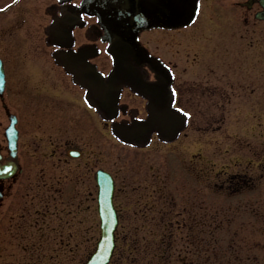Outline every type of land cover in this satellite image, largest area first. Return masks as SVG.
<instances>
[{
    "label": "flooded vegetation",
    "instance_id": "1",
    "mask_svg": "<svg viewBox=\"0 0 264 264\" xmlns=\"http://www.w3.org/2000/svg\"><path fill=\"white\" fill-rule=\"evenodd\" d=\"M82 2L0 0V79L4 81V90L0 91V264H68L71 242L81 243L86 234L83 216L87 210L92 212L95 241L100 236L95 177L103 168L100 157L104 128L111 132L113 122H104L102 113L86 103L84 91L57 90L56 81L66 85L72 81L54 58L56 50H66L72 45L79 51L87 35L96 38L99 34L96 22L89 23L87 28L81 12ZM207 2L212 12L217 4L225 2L227 6L226 10H221L222 14H213L208 19L207 29L212 32H235L237 23L251 31L256 27L262 29L264 25V0ZM72 30L75 35L80 34V37L75 36L73 44ZM9 50H16L13 58L7 57ZM19 51H24V58ZM28 51L42 58H26ZM82 57L76 54L65 62L77 72L83 67ZM31 70L34 75L30 74ZM55 72L62 74L56 81ZM144 79L152 84L150 87L160 89L154 91L156 100L124 90L116 122L148 121L153 114L160 121L156 128L161 135L156 131L151 134L154 125L138 126L140 141L127 144L141 145L146 137L148 144L129 146L136 152L120 160L111 172L119 224L110 264H126L123 243L134 233L145 241L156 242L157 263L170 264L177 259L170 252L173 244L186 237L192 242L198 226L197 193L193 191L198 184L197 173H190L191 189L184 186L181 190L183 178L177 171L170 172L172 192L169 194L173 195L167 198L165 176H161V171L152 170L149 152L161 151L163 138L167 136H162L166 118L175 119L172 107L196 114L200 84L177 80L174 85L173 82L168 84L167 79L157 83L150 72L145 73ZM210 86L212 93H219V86ZM93 98L96 99L97 94L94 93ZM194 121L193 116L190 125L197 133L199 129ZM127 135L131 138L132 129ZM5 168L8 171H4ZM127 172L129 176L125 175ZM88 178L94 183L88 192L89 205L78 197L85 193ZM245 178L228 174L223 189H241L247 184ZM72 182L79 184L80 192L74 194L76 198L70 193ZM175 195L181 199L179 203L176 197L172 198Z\"/></svg>",
    "mask_w": 264,
    "mask_h": 264
},
{
    "label": "rangeland",
    "instance_id": "2",
    "mask_svg": "<svg viewBox=\"0 0 264 264\" xmlns=\"http://www.w3.org/2000/svg\"><path fill=\"white\" fill-rule=\"evenodd\" d=\"M207 5L209 6L202 0L192 29L188 28L180 34L175 32L167 37L161 32L141 36L143 43L149 42L157 49L159 47L156 45H164L165 41L171 44L177 38L182 42V51L174 50L167 44L166 47L172 50L168 52L167 48L162 47L164 50L161 55L172 62L178 61L183 71L188 65L193 69L191 77L200 84L198 109L193 114L199 129L197 145L194 131H188V139L179 141L178 147L167 145L162 146L160 152H149L152 170H156V173L161 171V176H165L167 198L173 195L169 194L172 192L170 172L177 171L178 176L183 178L181 190L184 186L191 189V172L198 175V184L193 188L197 193L198 213L195 238L191 242L186 237L173 244L170 252L177 259L170 264H264V25L262 29L256 27V30L251 31L237 23L235 26L243 34V38H240L241 34L237 31L236 35H206L204 32L209 31L207 28L210 24L208 19L213 14H222L223 8L227 9L225 2L215 5L214 12ZM243 44L250 45L251 48H246ZM222 49L230 50V62L232 55L235 56L234 62L229 63L224 57L217 58L208 54L216 52L222 56ZM247 49H251L248 52L252 56H247ZM15 51L9 50L7 57H13ZM28 55L25 56L32 58V51ZM243 60L244 70L234 71L231 64H242ZM199 65L204 68L201 70ZM211 68H216V72L212 73ZM198 69V73L195 72ZM230 72L231 75L228 76ZM196 73L197 76L194 77ZM183 77L186 78V75ZM210 84L219 85V93H212L211 88L208 89ZM188 89L190 91V87ZM133 152L136 151L103 135L100 164L114 172L119 161L132 156ZM172 159L175 168L171 166ZM217 171L248 173L256 178V184H252L255 187L230 196L223 190L224 179L218 178L221 175H212L214 178L211 176V173ZM129 174L125 173L126 176ZM93 186V179H86L85 193L78 196L87 205L91 204L88 192ZM71 187V196L76 198L74 194L80 192L79 184L72 182ZM175 197L176 203H179L181 199L176 195L172 198ZM91 217L92 212L87 210L83 216L86 234L81 238V243L71 242L68 264H82L85 255L93 250L96 233L91 227ZM180 230L185 231L184 228ZM177 235L180 238L179 232ZM123 245L126 264H159L156 242L145 241L134 233Z\"/></svg>",
    "mask_w": 264,
    "mask_h": 264
},
{
    "label": "water",
    "instance_id": "3",
    "mask_svg": "<svg viewBox=\"0 0 264 264\" xmlns=\"http://www.w3.org/2000/svg\"><path fill=\"white\" fill-rule=\"evenodd\" d=\"M127 1L131 15L127 23L117 24L118 30L112 33L114 43L113 53H119L120 60L128 59L129 53L137 50L136 31L144 25L176 24L188 19L192 13L195 0H124ZM139 11V12H138ZM123 28V29H121ZM128 30H130L128 32ZM115 31V30H114ZM100 182V213L102 216L103 238L99 242L96 253L90 258L88 264H105L112 247V232L115 227V217L112 212L111 197L112 185L105 174L99 175Z\"/></svg>",
    "mask_w": 264,
    "mask_h": 264
},
{
    "label": "snow or ice",
    "instance_id": "4",
    "mask_svg": "<svg viewBox=\"0 0 264 264\" xmlns=\"http://www.w3.org/2000/svg\"><path fill=\"white\" fill-rule=\"evenodd\" d=\"M194 11H199V7H198V5H196L195 7H194ZM173 93H175V90L173 89ZM179 111H181V112H184V110L181 108V109H179ZM185 115H188V113H184ZM4 171H8V168H5L4 169Z\"/></svg>",
    "mask_w": 264,
    "mask_h": 264
}]
</instances>
